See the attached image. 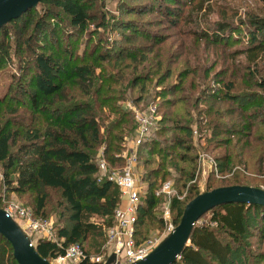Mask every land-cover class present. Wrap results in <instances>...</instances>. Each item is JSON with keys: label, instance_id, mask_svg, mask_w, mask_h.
<instances>
[{"label": "trees", "instance_id": "obj_1", "mask_svg": "<svg viewBox=\"0 0 264 264\" xmlns=\"http://www.w3.org/2000/svg\"><path fill=\"white\" fill-rule=\"evenodd\" d=\"M170 1L178 2L164 0L157 9L169 25L180 27L188 22L199 26V14L206 8L204 0L186 2L191 9L189 20L183 8H174ZM104 6V0H41L38 7L0 27V74L13 63L14 54L20 60L17 82L0 98L4 189L32 197L38 215L47 208L46 190L59 193L62 214H68L69 224L58 229L57 242L40 239L34 244L48 259L65 254L74 244L81 245L89 257L85 244L91 237L103 236L115 224L121 192L111 181H98L97 154L103 146L111 168L126 164L122 142L133 132L136 136L138 128L135 113L117 102L126 99L127 88L140 84L141 92L134 102L157 107L156 125L138 151L139 165L144 169L141 181L146 188L141 192L138 210L137 243L147 239L151 223L157 221L164 226V218H158L157 213L166 201L175 220L180 221L186 205L201 192L199 173L206 151L214 153L224 148L222 153H214L213 168L228 177L219 179L226 182L217 187H261L244 180V172L264 166V74L259 66L264 58V40L260 41L264 18L253 20L255 30L250 33L248 46L233 49V64L224 71L225 78L214 80L211 65L187 63L175 72L172 64L183 57L184 44L164 59L169 39L166 35L134 21L110 20ZM141 6L133 13L156 11L151 5ZM62 14L79 33L92 24L98 29L118 28L124 31L120 34L126 44L119 46L117 40H108L102 34L90 51L84 48L77 53L59 37ZM217 26L215 31L178 30L183 39L209 38L225 47L232 40L228 32L232 24L222 22ZM109 41H114L112 46H108ZM238 57L245 58L241 61ZM125 58L130 60L126 66L138 71L136 77H126ZM171 77L175 81L167 83ZM213 83L219 84L218 92ZM240 88L244 90L237 93ZM178 93L182 94L176 96ZM204 102L209 105L201 106ZM219 102H231L236 107L224 108ZM229 116L233 117L225 121ZM234 138H238L235 146L231 145ZM195 139L205 140V146L199 149ZM171 180L172 193L162 192L164 183ZM213 180L218 179L211 174L205 189L217 188L210 183ZM211 211L209 222L195 227L189 246L173 264H248L245 256L264 262V250L253 256L247 242L248 238H256L260 246L264 245L263 206L233 203ZM96 241L95 250L103 251L106 240ZM0 264H19L12 244L1 234ZM79 264L96 263L85 259Z\"/></svg>", "mask_w": 264, "mask_h": 264}, {"label": "rangeland", "instance_id": "obj_2", "mask_svg": "<svg viewBox=\"0 0 264 264\" xmlns=\"http://www.w3.org/2000/svg\"><path fill=\"white\" fill-rule=\"evenodd\" d=\"M193 1V0H178V2H171V6L174 8H183L184 10V16L189 20L188 16L191 12L190 6H186V2ZM203 2V0H194V2ZM105 2V10L108 13V19L113 20L114 18L118 20H129L134 21L137 24H145L148 25L146 27L150 28L151 31H154L158 33L159 35H166L168 39L165 49L163 51V58L167 59L170 55V52L178 48L180 49V45L184 44V55L175 64H172V61L169 62L168 66L171 64L173 65V69L176 72L178 69L183 68L184 66H187V63L190 66L199 65L200 67L203 66H213L214 71L210 76L211 79L214 80H220V77L224 76V71L228 69L229 66L233 64V56L230 54V52L235 48H245L248 46L250 33L252 30H255V25L253 24V20L255 18L263 19L264 18V3L261 0H204L205 3V9L202 11L198 19V25H194L192 23H183L180 27L187 30L192 29H207V31H214L218 27L217 25L222 22H227L232 24V28L228 30L229 35L232 36V40L230 43H226V46H221L219 44L213 43L209 38L207 39H201V41L192 39L191 37L184 38L181 37L178 29L180 28L177 25L171 26L169 23H167L164 19V15H162L160 12H158V5L162 4L164 0H104ZM169 2V1H168ZM165 3V2H164ZM148 4L153 6L156 11L149 13V14H143L139 15L137 13H133L136 10H139V6ZM125 6H128L129 8L126 9ZM142 7V6H141ZM150 7V6H148ZM132 8V9H130ZM185 8V9H184ZM41 10V7L38 9ZM37 10V11H38ZM147 12V11H146ZM179 20L178 17H175ZM62 23L60 24L61 32L60 36L64 40V43H69L70 46L76 48V52L80 53L82 52L84 48H88V51L92 49V47L96 44L97 40L100 36H106L107 39H115L118 42V45L126 44L123 40L122 35L120 32H124L120 29L113 30L111 29H98L97 26L94 24L90 25V27L86 30L84 33H79L75 29H73L69 23L67 16L65 14L61 15V18L59 19ZM24 19L20 22H23ZM134 24V25H137ZM233 24H234V30H233ZM150 26V27H149ZM145 27V26H144ZM188 28V29H187ZM239 30V31H238ZM236 31V33H233ZM103 34V35H102ZM262 37L261 42L264 40V32L261 33ZM109 36V37H108ZM235 38L236 40H233ZM195 40V42H194ZM114 41L107 42L108 46H112ZM116 42V41H115ZM137 44H140V41H138ZM119 45V46H120ZM26 54V53H24ZM25 56V55H24ZM207 56L205 59L204 57ZM245 57H238L239 60H243ZM125 64V72L127 78H133L136 77L138 74V71L133 70L132 67H127L126 64L130 61L129 59L125 58L123 59ZM13 63L11 65L9 64L0 74V98L3 96H6L8 93V90L11 86V84H15L17 82L18 77L20 76V69L19 64L20 60L13 55ZM116 62V61H115ZM259 66L262 68V73L264 74V58L259 61ZM215 72H218L217 75L213 76ZM17 77V78H16ZM219 78V79H217ZM225 78V76L223 77ZM175 81L174 77H171L169 80H167V83H173ZM126 82V81H125ZM140 87L141 85H137L136 88L130 87L127 88V96L124 101L117 99V102L121 104L124 108L131 110V112L135 113L136 117V110L140 112H144L148 115L154 116V125H156V104L149 105L146 107V105L142 103L134 102L135 97L139 96L140 94ZM213 87L216 88V91L218 92V88H220L218 83H213ZM131 89V90H129ZM152 89V86L150 87V90ZM155 89H160L159 87L155 86ZM244 89L240 88L237 93L242 92ZM244 93V92H243ZM146 95V93H143ZM182 93H178L179 96ZM207 98V97H205ZM239 102V101H238ZM219 105H221L224 108H235L236 105H233L231 102H219ZM209 105L204 102L203 105ZM233 116H229L225 119H231ZM132 118V116H130ZM137 120V119H136ZM196 128V127H194ZM172 134V133H171ZM170 135V134H169ZM195 137H198L199 133L197 134V131H194ZM197 135V136H196ZM135 133L128 135L127 138H125L124 142H122V147L124 148L122 154H125L126 156L128 154L127 151L130 148V145L133 144V141L135 140ZM238 138H234L231 145L235 146L236 141ZM197 146L199 149L201 147L205 146V140L198 141L195 139ZM242 142L239 143L236 147V149H239V146H242ZM224 150L223 146L219 147L215 154L222 153ZM206 151L203 153V162H202V170L199 173V186L200 190L202 191L207 187L208 179L211 174L215 176L218 180L216 181H210V183H213V187L220 186L221 184L225 183V180H219L222 177L227 178L228 175H220L218 170H214V156L215 154ZM210 154V155H209ZM100 156H104V147H100L98 154H97V160H99ZM126 159V157H125ZM2 167L0 166V205L3 207V209L11 210L13 215L18 219V221L21 223L23 227H28L33 235L35 236L34 243H37L40 239H47V240H53L58 241L57 232L58 229L63 226V224L68 225V214L63 215L62 207L60 206V202H63L62 199L59 196V193L57 191L53 190H46V193L49 196V201L47 203L46 211L43 215L36 214L35 210V202L34 199L28 195H18L15 192L6 191L4 189L3 184V171ZM135 172L140 177L142 176V173L144 172V169L142 166L139 165V161L137 162V165L135 166ZM172 173L175 175V172L172 171ZM244 180H249L252 182H255L256 184L260 185L262 188H264V166L261 170H255L253 167H250L248 172H244ZM242 176H240L241 178ZM248 178V179H247ZM172 182V180L170 181ZM138 186L142 188V191L146 188V184L143 183L141 180L138 181ZM123 201V199H122ZM121 201V203H122ZM169 202L166 201L163 204L160 205L159 211L157 213L158 218H164V226H161L157 221L155 223H151L150 226L147 227L148 235L146 240L152 239L154 243L159 242L161 239H163L169 231L172 229V227L177 226L180 221H176L174 218V214H170V217L166 218V210ZM171 211V210H170ZM212 215V211L207 212L199 221L198 225H205L209 222L210 216ZM181 220V219H180ZM106 238V239H105ZM96 240H100L102 243H104V240L107 241V233L104 234L101 237H91L90 240L85 244L86 249L89 252V257H97L102 256L105 254L106 249H103V251H97L95 250V245L97 244ZM145 240V241H146ZM106 241L104 243V247L106 244ZM247 242L249 243V246L252 250L253 256H257L261 250H264V245L260 246L259 241L256 238H248ZM97 251V252H96ZM54 259V258H52ZM245 259L249 260L248 264H264V262H261L259 258L251 259L248 256H245Z\"/></svg>", "mask_w": 264, "mask_h": 264}, {"label": "water", "instance_id": "obj_3", "mask_svg": "<svg viewBox=\"0 0 264 264\" xmlns=\"http://www.w3.org/2000/svg\"><path fill=\"white\" fill-rule=\"evenodd\" d=\"M41 0H0V27L19 18L31 8L38 7ZM243 203L264 207V188L235 184L211 190L203 189L185 207L177 226L143 259L131 264H173L189 246L191 235L200 219L212 209L226 204ZM0 234L13 247L19 264H54L42 256L20 224L5 209L0 208ZM111 256L107 263L114 260Z\"/></svg>", "mask_w": 264, "mask_h": 264}, {"label": "built area", "instance_id": "obj_4", "mask_svg": "<svg viewBox=\"0 0 264 264\" xmlns=\"http://www.w3.org/2000/svg\"><path fill=\"white\" fill-rule=\"evenodd\" d=\"M136 113L138 123L137 136L126 153L128 155L122 154L123 157H126V164L121 168H111L104 156H100L98 160V181L108 180L116 184L123 199L115 214V224L106 231L105 254L97 257H88L81 245L74 244L66 249L65 254L50 259L54 264H79L85 259H88L91 263L106 264L113 255L115 256L114 260L108 264H131L145 258L162 240L157 243H154L152 239L142 243H137L136 241V223L142 188L138 186V181L141 179L135 172V166L138 162L139 147L154 125L153 115H148L138 110H136ZM161 191L168 194L172 193V182H165ZM5 210L7 215L14 218L28 234L32 240V245L35 244V236L27 229L28 227H23L11 210ZM170 214V204H168L166 218L170 217ZM174 228L175 226L172 227L169 233Z\"/></svg>", "mask_w": 264, "mask_h": 264}]
</instances>
